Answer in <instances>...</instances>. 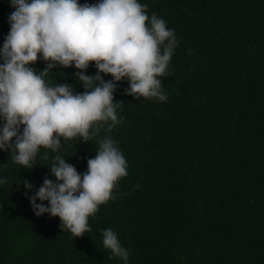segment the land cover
Returning <instances> with one entry per match:
<instances>
[{"label":"trees","instance_id":"16d2710c","mask_svg":"<svg viewBox=\"0 0 264 264\" xmlns=\"http://www.w3.org/2000/svg\"><path fill=\"white\" fill-rule=\"evenodd\" d=\"M139 2L178 40L170 74L160 77L167 100L134 98L122 79L114 99L123 120L111 130L105 125L88 142L62 139L57 152L41 147L31 169L0 151L7 181L0 185V264H124L104 248L106 228L130 250L128 264H264V0ZM12 11L0 0V46ZM78 71L57 64L44 79L80 93ZM96 72L90 62L85 74ZM105 135L128 174L113 190L116 199L88 218L90 231L75 237L59 217L36 216L28 197L45 177L55 182L53 157L84 173Z\"/></svg>","mask_w":264,"mask_h":264},{"label":"clouds","instance_id":"9594fccd","mask_svg":"<svg viewBox=\"0 0 264 264\" xmlns=\"http://www.w3.org/2000/svg\"><path fill=\"white\" fill-rule=\"evenodd\" d=\"M10 30L0 46V151L12 154L14 163L31 169L41 147L57 152L62 139L80 137L88 142L100 129L111 130L122 120L114 99L117 83L128 82L125 93L134 98L164 102L167 93L160 77L170 74L169 64L178 44L173 29L139 0H9ZM44 60L46 68L31 65ZM94 62L97 72L85 74ZM73 66L84 91L69 84L50 86L45 74L56 65ZM110 74L105 80L101 74ZM15 138V139H13ZM87 171L79 173L59 154L47 177L29 196L36 216L59 217L62 229L75 237L90 231L88 218L101 204L116 199L113 190L127 176V160L116 142L105 135ZM4 164H0V167ZM0 178V185L6 183ZM24 188L33 185L23 181ZM39 200L41 203H37ZM47 201L48 204L42 203ZM102 244L128 264L126 249L116 232L106 228Z\"/></svg>","mask_w":264,"mask_h":264}]
</instances>
